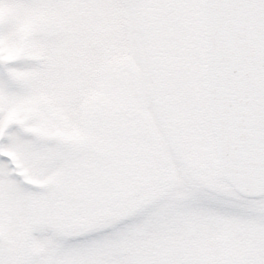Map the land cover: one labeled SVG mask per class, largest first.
Instances as JSON below:
<instances>
[{
	"label": "snow or ice",
	"instance_id": "snow-or-ice-1",
	"mask_svg": "<svg viewBox=\"0 0 264 264\" xmlns=\"http://www.w3.org/2000/svg\"><path fill=\"white\" fill-rule=\"evenodd\" d=\"M0 264H264V0H0Z\"/></svg>",
	"mask_w": 264,
	"mask_h": 264
}]
</instances>
